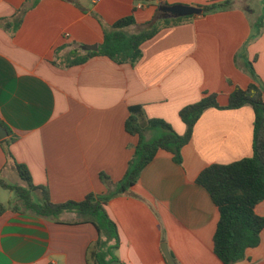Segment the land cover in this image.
<instances>
[{
	"label": "crops",
	"instance_id": "obj_1",
	"mask_svg": "<svg viewBox=\"0 0 264 264\" xmlns=\"http://www.w3.org/2000/svg\"><path fill=\"white\" fill-rule=\"evenodd\" d=\"M226 1V8L160 29L140 46L134 65L96 55L68 66L70 53L99 48L103 28L119 19L132 16L126 32L134 34L159 20V7ZM0 20L10 25L0 24V121L17 137L14 161L0 146V180L25 187L14 162L23 165L53 203L104 194L101 173L112 182L123 178L138 141L125 131L130 109L183 135L179 112L205 95L225 107L235 88L252 84L247 64L264 86V26L251 39L264 24V0H0ZM253 123L249 106L206 110L182 148L181 165L159 150L130 193L108 202L120 240L117 264H167L162 244L175 264H222L212 249L218 210L196 178L211 165L250 158ZM6 192L13 198L1 205L15 202ZM31 196L41 202L39 192ZM254 212L264 218V201ZM61 221L2 213L0 264H88L96 229L74 214ZM235 264H264V229L259 245Z\"/></svg>",
	"mask_w": 264,
	"mask_h": 264
},
{
	"label": "trees",
	"instance_id": "obj_2",
	"mask_svg": "<svg viewBox=\"0 0 264 264\" xmlns=\"http://www.w3.org/2000/svg\"><path fill=\"white\" fill-rule=\"evenodd\" d=\"M32 0H27L31 2ZM38 1V0H36ZM229 1L222 4L203 6L202 13L207 14L226 8ZM166 7H170L166 5ZM159 20L148 23L140 31L128 34L126 29L135 25L132 16L119 19L109 27L103 28V41L97 52H88L84 56L70 53L68 66L85 63L92 56H104L116 64L134 65L142 56L140 46L154 37L162 28L176 25L185 18H164L163 7L158 9ZM4 28L9 23L0 20ZM264 24L260 21L251 39L256 38ZM18 24L13 26L17 29ZM252 84L246 89L235 88L229 95L227 105L220 107L215 95H205L195 104L184 107L179 116L185 125V133L178 135L162 120L147 118L139 107L130 109V116L125 122V131L138 138L134 155L128 164L123 178L112 182L104 173L100 181L106 187L104 194H89L81 201L53 203L46 188L32 184L28 169L16 164L15 169L25 187L10 186L0 180V188L15 194V202L0 204V215L5 211L21 212L55 223H62L61 216L74 214L78 223H90L98 233V240L91 250L89 263L117 264L115 252L120 246L115 223L106 211L108 202L118 196L127 195L138 181L143 169L154 159L159 150L170 153L174 163L182 164V148L192 137L193 129L201 115L208 109L234 110L249 106L253 110L252 156L228 165H211L196 178V184L209 195L218 210V222L212 238L214 255L222 264H235L245 258L248 249L256 248L260 243V234L264 229V218L257 216L255 207L264 201V86H260L252 65L247 64ZM0 126L8 136L0 142L6 158L14 161L10 147L16 142L7 126L0 121ZM39 192L41 202L33 201L31 194Z\"/></svg>",
	"mask_w": 264,
	"mask_h": 264
},
{
	"label": "water",
	"instance_id": "obj_3",
	"mask_svg": "<svg viewBox=\"0 0 264 264\" xmlns=\"http://www.w3.org/2000/svg\"><path fill=\"white\" fill-rule=\"evenodd\" d=\"M163 11L165 12L164 18H185V17H191V16H198L202 14V9L192 6H183V5H176V6H170V7H163ZM159 17H157V20ZM85 51L88 52H97L98 46H86L84 47ZM8 136L6 130H4L0 126V142L4 139H6ZM162 253L163 256L167 262V264H175L173 259L168 253V250L166 246L162 245Z\"/></svg>",
	"mask_w": 264,
	"mask_h": 264
},
{
	"label": "rangeland",
	"instance_id": "obj_4",
	"mask_svg": "<svg viewBox=\"0 0 264 264\" xmlns=\"http://www.w3.org/2000/svg\"><path fill=\"white\" fill-rule=\"evenodd\" d=\"M9 196H10V198H9ZM4 198L7 200H10L11 198H13V194H10L9 192L0 190V202L3 203L4 201H6ZM162 245H161V247H162ZM161 251H162V248H161Z\"/></svg>",
	"mask_w": 264,
	"mask_h": 264
}]
</instances>
